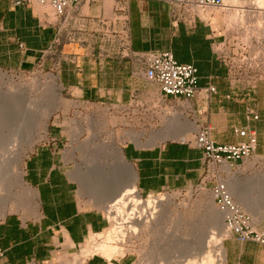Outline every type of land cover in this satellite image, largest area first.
<instances>
[{
	"label": "crops",
	"instance_id": "obj_1",
	"mask_svg": "<svg viewBox=\"0 0 264 264\" xmlns=\"http://www.w3.org/2000/svg\"><path fill=\"white\" fill-rule=\"evenodd\" d=\"M16 1L0 0V70L49 71L77 101L145 115L159 104L160 95L142 80L143 66L135 54L171 53L178 64L194 66L198 76V92L180 114L196 129L209 127L218 145L245 142L235 131L249 127L256 135L254 156L264 157V83L235 81L217 60L212 45L225 38L219 21L216 26L212 18L209 23H174L171 7L161 0L81 1L61 17L48 5ZM207 86L216 93L203 90ZM249 111L258 119L248 120ZM194 133L148 147L126 143L111 162L125 165L124 185L141 197L191 189L206 173L202 152L188 144ZM61 146V138H47L25 162L22 177L37 194L35 213L28 220L15 214L0 220L1 264H55L105 229L101 210L79 196ZM224 251L226 264H264V247L256 243L232 238ZM83 264L132 263L125 257L92 256Z\"/></svg>",
	"mask_w": 264,
	"mask_h": 264
},
{
	"label": "rangeland",
	"instance_id": "obj_2",
	"mask_svg": "<svg viewBox=\"0 0 264 264\" xmlns=\"http://www.w3.org/2000/svg\"><path fill=\"white\" fill-rule=\"evenodd\" d=\"M250 1L252 0H226L229 5L233 6V9L226 13L220 10H210L214 25L216 26L218 21L221 23L224 28L222 30L223 36L227 37V39H230L236 33H239L243 41H250L251 38L256 40L262 39L259 35L260 31L264 28L261 12L257 10L246 13L247 11H245L250 10ZM230 13L237 14V20L230 21L228 15ZM0 74L5 76L6 82H11L14 86L23 85L28 89V94L34 101V106H31L29 110L39 115L42 112H46L45 108L48 109V105H51L52 94L48 90V87L52 83L51 79L55 81L57 87H61V90H55L57 93L55 100L56 108H49L51 112L47 125L44 127L41 126L42 124H36V127L33 129L35 132L33 131L34 139L31 145L23 144L20 138L12 137L11 141L4 148H0V195L8 202L6 203L5 214H0V220L10 214H15L23 220H28L34 217L35 213L32 206V191L27 190L29 186L26 185L23 177L22 183H17L12 172L15 169L14 157L11 158L9 156L8 150L11 149V151L20 154L19 165L21 172L24 174L25 162L30 153L43 143L45 139L56 136L62 140L63 147L61 146L60 148L61 150L64 148L63 153L69 164L66 168L68 173H70L71 179L79 186V196L84 198L92 208L99 209L103 213L106 227L100 234L104 235L112 225L109 224L106 218V207H103L101 203H97V200H107L109 197L107 195L104 196L103 193H107L106 191L109 189L117 188V184H114L115 181L117 182V168L115 166L117 163L111 162L113 156L105 154V147L117 149L126 143H132L127 136L129 133L142 134L140 145L148 147L152 133H158L166 129L169 119L171 117L176 118L180 114L181 109L174 103L167 107H160L159 104H156L155 108L150 111V114H133L129 111L123 112L116 106H109L99 102L77 101L62 90L57 76L49 71H41V69L24 72L0 70ZM184 115L189 122L192 121L186 114ZM141 117L145 118V123ZM172 131L175 132L176 130ZM192 131H186L185 134H190ZM173 132L164 141L184 137L177 136ZM158 143L160 141L155 142V144ZM229 169L230 172H224L221 169H211L210 172L211 174H219L220 179L224 181L226 186L228 180L232 178L237 179L239 181L238 185L241 188L240 190L247 195L246 200L250 198L260 200H258L260 208L257 210V213L259 217L264 216V194L259 196L256 193L250 192V188L255 183L254 180L260 176H264V157L253 155L243 163H239L237 166ZM78 172H83L84 176L81 178ZM211 187L212 184H207L206 186L198 185L191 189L164 191L150 196L153 198L172 197L173 207L170 210L173 211L175 208L178 211L180 222L176 224L169 219L166 227L161 232L158 230L154 231L149 226H145L137 235L127 234L124 239V245H118L123 250L122 254H115L111 258L119 259L125 257L132 264H157L156 261L160 259L158 264L160 262L161 264H168L170 260L172 262L171 258L173 256L189 255L196 262H199L198 264H214L215 259L212 262L206 261L205 254L202 255L200 253V245L203 241L205 252L212 251L210 255L214 258L213 248L209 242L212 234H216L217 231L209 228L207 220L209 219L208 210L212 202ZM101 194L103 196L100 198ZM141 199L143 201L149 200L146 196ZM240 207L243 209L242 206ZM248 215L251 217L257 233L264 240V221L255 219L251 214ZM92 237L93 235L89 238L91 239ZM97 237L94 236L93 241L100 243ZM89 238L85 243L89 242ZM232 238L229 236L224 239L222 238L223 246L225 247V242ZM83 245H81L78 253L72 255V257L58 258L55 264H70L74 260V257L80 254ZM261 246L264 247V245ZM92 256H100V254L92 253L86 259ZM161 257L163 258L162 260ZM175 260L177 261L178 259H174L173 262ZM203 260H205L204 263L202 262Z\"/></svg>",
	"mask_w": 264,
	"mask_h": 264
},
{
	"label": "bare ground",
	"instance_id": "obj_3",
	"mask_svg": "<svg viewBox=\"0 0 264 264\" xmlns=\"http://www.w3.org/2000/svg\"><path fill=\"white\" fill-rule=\"evenodd\" d=\"M250 10L246 13H250L252 11L259 10L264 20V0H252L249 2ZM230 21L237 20L235 13L228 14ZM249 15V14H248ZM240 16V15H239ZM244 17V16H243ZM261 17V18H262ZM242 18V16H241ZM239 18V19H241ZM237 22V21H236ZM240 22V21H239ZM238 22V23H239ZM239 29V28H238ZM259 30V29H258ZM262 30V29H261ZM260 37L264 35V28L260 31ZM51 86L48 87L52 99L49 104L46 112H42L39 114L34 113L29 110L31 106H34V101L31 96L28 94V89L25 86H17L12 85L13 83H9L5 81V76L0 74V148H4L9 141H11L12 137H17L23 141V144L31 145L34 137V128L36 124H42L41 126H46L50 112L52 107L56 108L55 100L57 98V93L55 90H58L59 87L56 86V83L53 79H51ZM47 106V105H46ZM51 107V108H50ZM41 108V107H40ZM50 108V109H49ZM168 127L158 133H152L150 145H155V142H162L166 138L172 134V130H176L173 134L177 136H184L186 131L195 130L194 124L190 123L182 114H178L176 118L171 117L169 119ZM174 127V128H173ZM34 131V132H33ZM94 135V134H93ZM130 141L140 145V139L142 138V134H127ZM105 154L109 156H118L120 152V148L114 149L112 147H105ZM9 156L14 157V171L13 174L16 178L17 183H22V172L19 165L20 154H17L11 149L8 150ZM121 160V159H120ZM117 168V184L116 189H109L103 193L104 196H108L109 200L102 201L100 199L97 200V203L103 204L106 212V218L109 221L110 229L104 234L93 235V237L98 236L100 243L94 242L93 237L89 240L88 243L82 246L81 252L79 255L74 257V260L70 264H83L84 260L92 253L100 254V256L111 259L115 254H122L123 250L118 245H124V239L127 234L137 235L143 227L149 226L152 230L162 231L163 228L166 227L167 221L170 219L172 222L174 221L176 224L180 222V215L178 211L174 208L173 211L170 210L172 205V197H160L153 198L149 196V200L143 201L137 193L136 189L131 186L125 187V176L123 177V169H125V165L123 163L118 162L115 165ZM128 170V169H127ZM125 171V170H124ZM221 171L230 172L229 167L225 166L221 168ZM123 172V173H122ZM81 175V178L84 176L83 172H78ZM128 175V174H127ZM125 178V179H124ZM255 183L250 188V192L256 193L261 196L264 194V176H260L259 178L254 180ZM130 182V180H129ZM239 181L235 178H232L227 181V188L230 191L232 197L235 198L236 203L239 206H242L244 211L248 214H251L255 219L259 221H264V216L259 217L257 210L260 208L259 199H248L246 200L247 195L240 190V186L238 185ZM115 184V185H116ZM127 184V182H126ZM120 185V187H119ZM129 185V183H128ZM250 186V185H249ZM27 190L32 191V206L35 209L37 194L30 189ZM101 194L100 198L103 196ZM0 195V214L4 215L6 210V202ZM260 201V200H259ZM176 204V203H175ZM9 205V204H8ZM180 205V204H179ZM178 207V204H177ZM179 210V209H178ZM182 214V213H180ZM208 226L211 230L217 231V233L212 234L210 238V242L214 252V258L211 254L212 251H206L204 248V242H201L200 245V253L202 255L205 254L206 261L212 262L215 259L216 264H224L225 262V251L222 242V238H227L229 236V232L223 224L224 213L219 209H216L213 205V201L210 204L208 210ZM183 217V216H182ZM182 220V219H181ZM171 222V221H170ZM169 222V223H170ZM171 225V224H170ZM176 226V225H175ZM96 241V240H95ZM117 245V246H116ZM209 246V244H208ZM209 250V249H208ZM125 252V251H124ZM159 254V253H158ZM162 254V253H160ZM166 256V255H165ZM162 257H164L162 255ZM161 257V260L163 259ZM170 258V257H169ZM153 259V257H152ZM172 262L168 264H198L191 256H179L172 257ZM174 259H178L173 262ZM155 261V260H154ZM160 261L157 260L156 263ZM198 261V260H197ZM203 263L205 260L202 261ZM209 263V262H208ZM214 263V264H215ZM161 264V262H160Z\"/></svg>",
	"mask_w": 264,
	"mask_h": 264
},
{
	"label": "built area",
	"instance_id": "obj_4",
	"mask_svg": "<svg viewBox=\"0 0 264 264\" xmlns=\"http://www.w3.org/2000/svg\"><path fill=\"white\" fill-rule=\"evenodd\" d=\"M81 1L94 0H17L15 4L48 5L56 16L61 17ZM161 1L171 7L174 23L192 24L195 21L209 23L210 10H220L226 13L233 9V6L229 5L226 0ZM212 51L217 60L227 68L231 79L235 81L247 79L264 83V48L261 46V40L251 38L250 41H243L239 33H236L230 39L225 37L221 42L214 43ZM135 57L143 66L142 80L157 88L160 95V107H167L168 103L173 101L177 107L181 108L184 102L192 100L197 94L198 76L194 66L178 64L171 53L142 52L136 53ZM203 90L209 94L216 93L213 86H207ZM247 119L257 120L258 116L249 111ZM235 133L238 137L245 138L246 141L236 145H218L211 138V129L201 127L196 129L194 137L188 144L202 152L206 173L200 185L212 184L210 189L212 201L214 206L224 213L223 224L229 232V237H233L240 244L252 242L264 245L263 237L257 233L251 217L235 202L226 184L220 179V175L210 172L211 169L220 170L225 166L232 168L254 155L256 147L254 131L249 127H244ZM1 257L0 249V259Z\"/></svg>",
	"mask_w": 264,
	"mask_h": 264
}]
</instances>
